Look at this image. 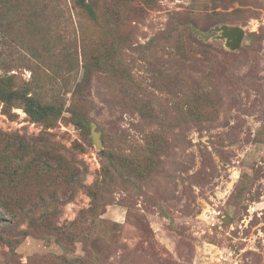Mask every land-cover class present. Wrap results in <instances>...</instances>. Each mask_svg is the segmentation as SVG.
Masks as SVG:
<instances>
[{"label":"rangeland","instance_id":"1","mask_svg":"<svg viewBox=\"0 0 264 264\" xmlns=\"http://www.w3.org/2000/svg\"><path fill=\"white\" fill-rule=\"evenodd\" d=\"M88 1L95 19L75 0H0V76L63 110L48 128L0 100V129L49 131L83 170L55 218L69 243L27 216L0 226L17 264H264V0ZM223 24L244 28L236 50ZM35 172L3 191L45 194Z\"/></svg>","mask_w":264,"mask_h":264},{"label":"trees","instance_id":"2","mask_svg":"<svg viewBox=\"0 0 264 264\" xmlns=\"http://www.w3.org/2000/svg\"><path fill=\"white\" fill-rule=\"evenodd\" d=\"M75 3L88 17L96 18L97 14L92 2L75 0ZM12 85L10 77L0 76V100L4 102V107L13 105L17 99L22 100L26 112L33 121L41 122L48 128L56 124L55 122L63 112L61 107L43 103L26 90L23 92L11 91L9 88ZM73 119L78 125L88 128L84 118H78L74 112ZM44 134L51 133L45 131L37 138H29L18 132L6 133L0 129V206L8 216L3 221L0 218V222H3L0 226L3 231H7L9 234L20 222H23L21 219L27 216L29 227H33L36 231L46 232L48 230L46 235L52 234L59 243L66 244L65 241L69 243L72 240L70 233L65 230L66 226L55 221V218L60 215L62 205L74 199L77 191V187L74 185L79 183L78 180L83 174V170L70 166L66 151L62 152L55 144L49 145L46 139H42ZM12 151L17 152L16 157L12 156ZM31 167L36 169V174L45 177L47 185L59 186L58 190L61 191V194H57L53 187H46L47 185L43 187L45 194L32 198L3 191L9 184L10 186H21L25 174ZM52 176H54V180H57V183H54ZM7 182H9L8 185H6ZM90 194L93 200L98 199L97 191L92 190ZM76 223L77 221H74L71 225H76ZM0 241L9 246L6 253L9 256L7 264H17L15 247L17 241L11 237L3 238L1 236Z\"/></svg>","mask_w":264,"mask_h":264},{"label":"water","instance_id":"3","mask_svg":"<svg viewBox=\"0 0 264 264\" xmlns=\"http://www.w3.org/2000/svg\"><path fill=\"white\" fill-rule=\"evenodd\" d=\"M215 29L220 33L219 37L225 40L226 46L232 50H236L242 41L244 28L240 25L223 24L218 25ZM92 137L98 148L102 147L100 133L96 130L95 125L92 126Z\"/></svg>","mask_w":264,"mask_h":264}]
</instances>
